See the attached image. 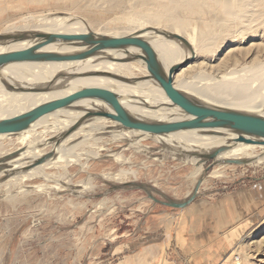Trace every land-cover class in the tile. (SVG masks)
Segmentation results:
<instances>
[{"label": "rangeland", "instance_id": "374dc122", "mask_svg": "<svg viewBox=\"0 0 264 264\" xmlns=\"http://www.w3.org/2000/svg\"><path fill=\"white\" fill-rule=\"evenodd\" d=\"M63 1L0 0V33L10 28V25L25 26L32 18L40 22L52 14L79 16L84 22L90 23L93 29L110 34L123 35L143 23L168 31L175 30L164 18L168 7L163 0H149L146 4L138 2L135 8L132 3L137 0H111L114 1L112 7L109 5L106 12L86 4L73 9L72 2ZM202 2L197 0L192 6L177 5L174 8L172 16L184 22L180 34L186 37L196 33L198 38H205L210 47L181 67L175 76V83L177 75L189 79L205 67L211 70L209 73L206 69V72L214 77L240 68L262 69L264 6H258L256 0L243 1L247 4L244 8V25L238 18L242 14L238 2H235L232 9L230 4L227 12H232V16H228L220 6L208 3L201 5ZM252 9L262 13V22L257 23L251 19ZM147 12L156 14V22L143 19ZM133 63L137 64V61L133 60ZM243 65L248 67L242 68ZM263 74L264 71L256 80L262 78ZM227 80L235 82L230 78ZM258 84L255 83V87ZM214 99L217 103L212 101L219 106L229 107L230 103L233 107H240L236 105V100ZM110 133L106 131L98 136ZM123 134V138H116L117 142L108 144L111 149L101 150L100 155L77 163L70 161L65 169L59 168L57 164L44 166L43 171L49 180L37 177L28 181V186L24 188L35 189L32 194L11 199L0 196V264H192V258L181 251L177 236L182 224H185L186 231L189 226L191 232H197V222H193L188 215L215 210L221 207L223 201L243 191L264 186V179H255L264 176V162L237 166L217 162L206 172L210 164L208 162L201 166L204 174L195 178L197 164L195 167L191 165L189 157L181 156L183 160L174 154L175 158L171 151L165 152L163 156L146 154L145 150L140 153L142 151L139 148L133 151L127 147L139 137H133V132L125 131ZM147 141L146 144L154 146L153 141ZM154 147H157L156 143ZM122 151H126L124 157L128 158L119 162L112 154ZM219 167H223V176L211 177ZM123 172L128 175L125 180L149 185L153 195L160 200L163 198L157 191L174 200H185L192 194L198 180H206L203 179L199 196L190 206L175 209L150 199L144 190L120 182L124 180L116 176L123 175ZM60 173L71 177V182L78 184V189L82 191L52 192L53 187L58 185L53 181L54 177ZM9 177L2 176L0 182ZM88 183L86 190L84 185ZM38 185L43 187V191L37 190ZM112 185L120 188L112 190ZM16 191L12 193L16 194ZM261 197V206L256 211L242 207L236 219L220 226L217 233L223 244L214 264H264V194ZM155 214H159L160 218L166 214L172 219L167 225L164 223L169 239L164 241L162 252L152 257L150 253H140L139 248L132 249L131 245L127 249V243L149 245L147 241L150 235H155L156 230L152 229L158 222V216L156 219L153 217ZM149 222H153L152 228H147ZM167 229L164 228L165 231ZM143 254L146 258L144 263L141 261Z\"/></svg>", "mask_w": 264, "mask_h": 264}, {"label": "bare ground", "instance_id": "6f19581e", "mask_svg": "<svg viewBox=\"0 0 264 264\" xmlns=\"http://www.w3.org/2000/svg\"><path fill=\"white\" fill-rule=\"evenodd\" d=\"M77 1L78 2H74L73 0H64L63 2H72L73 9H79V5L86 4L88 7L91 6L92 8L95 7L102 11L105 10L104 12H106L109 5L112 7V2H114L111 0ZM159 1L160 0H153L152 2ZM163 1L168 7L167 11L164 13L166 15L164 18L168 24L172 25L175 29L174 31H170L180 34L182 31L181 26L184 22L172 16L174 8L177 7V5L182 7L192 6L197 0ZM243 1L246 0H203L201 5H206L207 3L211 5L214 4L215 6L222 7V9L227 12L230 8V4L232 9L235 2H238V7L242 11V14L239 15L238 18L241 19L240 23L245 25L243 18L245 16L244 8L247 7V4ZM138 2L146 4L150 1L137 0L135 3H132V6L135 8V4ZM256 2H258V6L260 4L264 6V0H256ZM251 13V19L253 21H256L257 23L261 21L260 18L262 13L258 12L256 9H252ZM226 14L228 16L233 15L232 12H227ZM36 19L37 18L30 19L31 22L25 26L10 25V28L2 31L1 33H16L24 30H37L42 32L65 34L73 38H77L87 35L93 31L119 36V33L110 34L100 30H95L90 23L84 22L82 18L76 15L52 14L44 17L40 22H37ZM143 19L154 23L158 17L154 13L147 12ZM137 22L139 23V21ZM148 26L150 25H146L145 23L140 24L138 27H135L126 34ZM242 34L245 33L243 32ZM185 38L192 45L195 56L202 55V53H204L209 47L207 40L202 37L198 38L196 33L192 36L188 35ZM138 39L143 41L155 52L165 67H169L171 64L183 60L189 53V49L186 45L173 40L160 37H150L146 34L139 36ZM32 43V41L27 40L15 43H0V53L26 49L30 47ZM79 48L81 47L73 45H60L55 41L46 42L39 47L41 50L58 52H70L79 50ZM124 56L125 54L117 47L109 46L100 49L96 55L79 61L22 62L6 66L0 71V120L35 108L36 106L49 100L86 89H94L99 92L129 96L136 99H145L151 103L169 102L161 85L155 80H140L131 83L103 75L64 78L61 79V86L57 90L50 92L15 91V88L18 85L35 84L54 80L59 74L73 70H76L77 72H109L128 78L147 76V70L139 60H135L137 61V64H135L136 62L133 63V60L124 62L117 60L118 58H122ZM245 67L248 66H242V68ZM206 69V67L201 68L197 74L194 76L192 75L193 77H189V79L182 78L177 75V83H175V85L202 102L216 105L217 100L214 98L221 100L228 98L230 100H236V105L240 106L233 107L232 104L230 105L229 103V107L231 106V108L264 116V76L261 75L262 78L260 77L256 80V77L264 71V67L262 69L252 70L241 68L240 70H230L222 75L218 74V77L210 75L209 73L211 70L207 69V71H209L208 73L206 72ZM227 78L233 79L235 82H230ZM257 82L260 83L258 84ZM255 83L258 84L257 87H255ZM212 99L215 100L216 103L213 102ZM221 100L219 102H221ZM78 106H82L83 109H86V107L87 109L93 108V106L88 102L79 103ZM122 106L124 111H127L139 118H154L156 120L170 122L180 120L184 117V115H179V113L161 111L145 104L139 105L133 100L123 103ZM86 114L87 110L59 109L53 113L40 117L29 127V129L25 131L14 135H12V133L0 134V166L4 168V170L0 172V180L2 176L10 175L7 180L0 182V196L2 195L11 199L26 194H32V192H35V189L29 190L24 187L28 186V181L37 177H43L45 181L49 180H47L48 175L43 171L44 166H47L48 164H57L59 168L65 169V166L68 165L70 161L74 160L77 163V161H83V159L87 160L93 156L100 155L101 150L111 149V147L108 146L109 143L117 142L118 140H116V138H123L122 135H124L123 133H125L126 130H119L115 128L117 127V124L113 121L103 117L88 118ZM172 114L177 115L174 116ZM204 130H206V128L186 129L173 133L168 138H159L148 132L141 133L142 131L139 129H134L127 132H133V137L139 136V134H141L142 137L133 140L127 148H132L133 151L139 148L142 151L140 153H143L145 150L146 154H157L160 156L165 155V152L171 151L172 156L175 157L174 154L178 155V153H181L183 150H210L217 148L218 146L230 143L232 138L235 136L233 134H203L202 132H205ZM106 131L111 133L107 136H98L99 133ZM147 140L153 141L152 144L156 143L157 147H154L151 144H144ZM17 150L20 152L16 156L4 159L7 154ZM125 152L126 151H122L112 155L117 161L121 162V160L128 158L124 157ZM48 153H53L54 157L42 164L35 166L32 165L38 158ZM218 158L219 160L237 158L250 161L252 164H260L264 162V145L238 143L231 146V148L227 151L221 153ZM189 160L190 164L195 167V164H197L196 159L190 158ZM201 166L202 165L195 167L198 168L195 178L204 174L201 170ZM24 168L28 169L23 172L20 171L24 170ZM221 168L223 167H219L215 170L211 177L223 176ZM86 169L87 168H83V170ZM17 171H20L21 173H18ZM13 173H15V175ZM122 174L123 175L116 176L119 180H124L120 182H125L124 184L132 183L130 180H125L128 176L126 172H123ZM206 176L207 175H205V177ZM113 177H110V179L113 180ZM71 180V177L68 178L67 175L62 173L56 175L53 181L58 183V185L53 187L52 192L54 191L55 193L57 191L64 192L65 190H70L80 193L82 189H78L79 185L72 183ZM88 187L89 183L84 185L86 190H88ZM112 187H115V185H112ZM36 188L37 190L39 189L38 191H43V187L40 185L36 186ZM15 189L17 190L15 192L16 194H13L12 191Z\"/></svg>", "mask_w": 264, "mask_h": 264}, {"label": "water", "instance_id": "95a60500", "mask_svg": "<svg viewBox=\"0 0 264 264\" xmlns=\"http://www.w3.org/2000/svg\"><path fill=\"white\" fill-rule=\"evenodd\" d=\"M149 35L150 37H160L168 40H173L184 44L188 47L189 53L183 60L165 67L163 62L155 54V52L146 45L138 37L141 35ZM32 41V45L26 49L12 50L0 53V71L6 66L13 63L22 62H51V61H79L96 55L100 49L105 47H117L125 54L124 57L118 58V61L139 60L147 70V76L138 78H128L119 74L87 71L77 72L76 70L59 74L54 80L39 82L35 84L18 85L15 91L22 92H50L57 90L61 86V79L76 78L78 76L103 75L124 82H137L140 80H155L157 81L168 99L166 103H154L145 99H136L129 96L99 92L94 89L79 90L68 95L49 100L43 104L36 106L30 110L13 115L0 120V134L4 133H19L29 129V127L40 117L53 113L59 109H78L87 110L86 116L103 117L109 119L126 131L139 129L141 133L148 132L159 138H168L171 134L186 129H202L203 134H233L232 141L228 144L218 146L210 150H183L178 153L179 157H189L196 159L197 166L205 165L210 162L206 168V172L212 169L217 162L227 164H247L250 161L243 159L229 158L219 160V155L227 151L231 146L238 143L251 145H264V116L246 112L231 107H223L214 104H208L197 100L187 92L178 88L175 85V75L181 67L187 65L193 58L195 52L190 42L181 34L174 33L155 26H148L132 33L113 36L109 34L91 32L87 35L73 38L71 36L53 32H42L37 30H24L16 33H0V43H15L18 41ZM49 41H55L60 45H73L81 47L79 50L70 52L45 51L39 47ZM135 101L139 105H148L157 108L161 111L169 113H179L184 117L177 121L164 122L154 118H139L135 115L124 111L122 106L125 102ZM88 102L93 108L83 109L78 106L79 103ZM89 108V107H88ZM177 115V114H172ZM137 137H142L141 134ZM138 138V139H139ZM25 149V148H22ZM20 151L7 154L4 159H9L16 156ZM54 157L53 153L45 154L38 158L32 165H39ZM28 168H24V171ZM4 168L0 166V172ZM257 180L264 179L255 178ZM203 179L198 180L192 194L185 200L178 201L169 198L161 191H157L163 200L157 199L150 190V186L144 183H127L129 187L146 191L148 197L160 204L169 206L175 209H182L189 206L199 196V191ZM120 188L119 186L112 187V190Z\"/></svg>", "mask_w": 264, "mask_h": 264}, {"label": "crops", "instance_id": "0c3cea01", "mask_svg": "<svg viewBox=\"0 0 264 264\" xmlns=\"http://www.w3.org/2000/svg\"><path fill=\"white\" fill-rule=\"evenodd\" d=\"M263 194L264 186L252 188L235 195L229 200L223 201L221 207L218 206L215 210H207L206 213L199 215L190 213L188 217L191 218L193 222H197L196 224L199 228L196 226V229H198L197 232H191L189 226L186 225L187 232L185 224H182L179 228V235H177L179 237L178 241L181 243V251L192 258V264H214V262H216L215 260L219 258L218 254L223 244V241L219 240V235L217 233L221 228L220 226L228 224L230 221L236 219L242 207L250 209L251 211H256V209L261 206V196ZM245 212H247V210H245ZM168 216L169 215L166 214H162L161 218L159 214L153 216L155 219L157 218L158 222L152 229V231L156 230L154 232L155 235H150L147 241L149 245L139 244L136 246L134 243H127V249L131 245L132 249L137 250L139 248L138 250L140 253L147 252L152 254V257H156L157 254H160L162 248H165L163 245L164 241L169 239L167 226L164 225V223L167 225L169 220H172L168 218ZM152 223L153 222H149L147 228H152ZM164 228L167 230L165 231ZM145 259V255L143 254L141 259L142 263L145 262Z\"/></svg>", "mask_w": 264, "mask_h": 264}]
</instances>
